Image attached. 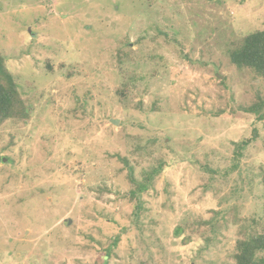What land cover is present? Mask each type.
<instances>
[{
    "label": "rangeland",
    "instance_id": "obj_1",
    "mask_svg": "<svg viewBox=\"0 0 264 264\" xmlns=\"http://www.w3.org/2000/svg\"><path fill=\"white\" fill-rule=\"evenodd\" d=\"M263 29L264 0H0L29 115L0 124V264H235L264 223V119L238 109L264 79L226 50Z\"/></svg>",
    "mask_w": 264,
    "mask_h": 264
},
{
    "label": "trees",
    "instance_id": "obj_2",
    "mask_svg": "<svg viewBox=\"0 0 264 264\" xmlns=\"http://www.w3.org/2000/svg\"><path fill=\"white\" fill-rule=\"evenodd\" d=\"M234 44V47L226 50L230 64L237 70L247 69L256 77L264 79V29L250 32ZM238 109L245 114L255 115L256 120L259 122H262L264 119V99H262L259 94H256V99L251 105L247 107H238ZM28 118L29 115L18 92L16 82L6 68L5 59L0 53V124L8 120L25 122ZM256 136L257 129L253 128L250 138H245L236 143L235 156L239 157L241 151L250 144V142L255 140L257 138ZM236 166L234 165L231 169L233 170ZM204 169L215 174L214 171L209 170L207 167H204ZM129 170L132 169L130 168ZM160 170H162V165H159L156 169H153L147 174L144 179L136 184L135 190L129 192V195L131 197L137 196L138 198L140 194L150 189L154 176H156ZM130 180L132 181L131 177ZM259 182L264 190V169L261 172ZM262 210L264 213V202ZM143 211H145V208L143 207V203L139 201L134 214L136 223L139 221V214ZM262 221H264V217ZM252 223L255 225L257 224L256 220ZM111 245L113 247L116 246V241H113ZM235 248L236 252L233 256L235 264H264V257L258 256L259 253L264 252V223L262 232L245 236V239L236 242ZM108 250L111 252L112 247Z\"/></svg>",
    "mask_w": 264,
    "mask_h": 264
},
{
    "label": "water",
    "instance_id": "obj_3",
    "mask_svg": "<svg viewBox=\"0 0 264 264\" xmlns=\"http://www.w3.org/2000/svg\"><path fill=\"white\" fill-rule=\"evenodd\" d=\"M111 122L115 125L117 124V120H111Z\"/></svg>",
    "mask_w": 264,
    "mask_h": 264
}]
</instances>
